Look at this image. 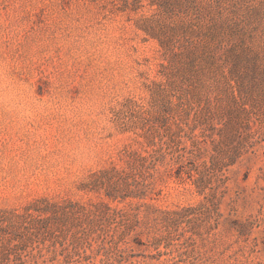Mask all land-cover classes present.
I'll return each instance as SVG.
<instances>
[{
	"label": "rangeland",
	"instance_id": "1",
	"mask_svg": "<svg viewBox=\"0 0 264 264\" xmlns=\"http://www.w3.org/2000/svg\"><path fill=\"white\" fill-rule=\"evenodd\" d=\"M0 0V264H264V0Z\"/></svg>",
	"mask_w": 264,
	"mask_h": 264
},
{
	"label": "trees",
	"instance_id": "2",
	"mask_svg": "<svg viewBox=\"0 0 264 264\" xmlns=\"http://www.w3.org/2000/svg\"><path fill=\"white\" fill-rule=\"evenodd\" d=\"M153 2H157L156 0H152Z\"/></svg>",
	"mask_w": 264,
	"mask_h": 264
}]
</instances>
